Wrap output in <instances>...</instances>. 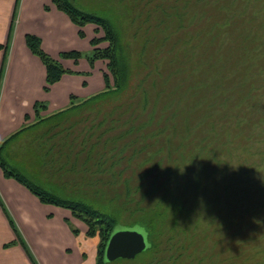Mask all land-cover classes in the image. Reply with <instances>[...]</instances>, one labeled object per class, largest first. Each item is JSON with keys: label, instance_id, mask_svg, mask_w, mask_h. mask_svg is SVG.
<instances>
[{"label": "trees", "instance_id": "trees-1", "mask_svg": "<svg viewBox=\"0 0 264 264\" xmlns=\"http://www.w3.org/2000/svg\"><path fill=\"white\" fill-rule=\"evenodd\" d=\"M168 1L169 15L138 20L135 32L145 33L141 39L145 60L136 59V65L130 66L126 45L112 22L79 10L69 0H52L80 28V37H85L86 25L98 28L90 53L65 51L58 58L44 50L41 38L26 35L27 46L45 65V91L74 73L61 60L82 58L91 66L107 62L105 88L86 99L71 95L67 108L49 115L43 113L46 103H35L37 121L1 143L0 167L42 203L66 208L86 224L87 236L99 239L96 264L119 260L124 264L138 260L140 264H264V181L244 182L250 196L241 203L229 200L224 217L214 222L213 217H199L168 238L154 228L163 221L166 226L171 221L177 225L185 221L184 213L204 207L208 199L199 192L222 173L216 168L225 165L226 153H235L241 142L249 141V131L243 130L253 127H241V117L253 124L249 101L253 84L243 83L248 76L244 0ZM45 8L50 10L49 5ZM151 19L152 25L147 24ZM178 31L190 34L176 35ZM1 49L7 56L9 43ZM250 68L254 81V66ZM20 137L17 149L14 144ZM18 154L22 162L12 164L10 158ZM174 182L185 187L181 198L172 194ZM121 227L143 233L147 249L132 262H108L107 243Z\"/></svg>", "mask_w": 264, "mask_h": 264}, {"label": "crops", "instance_id": "crops-1", "mask_svg": "<svg viewBox=\"0 0 264 264\" xmlns=\"http://www.w3.org/2000/svg\"><path fill=\"white\" fill-rule=\"evenodd\" d=\"M97 28L86 25L85 37H80V28L52 0H0V45L9 43L7 56L0 50V145L33 121L35 103H46L48 109L43 113L53 114L69 106L71 95L90 96L88 90L79 95L81 88L90 86L87 78H96L99 86L105 82L99 68L102 61L91 66L86 58L78 62L65 59L62 64L74 73L64 75L45 91V65L27 46L26 35L41 38L44 50L58 58L65 51L90 53ZM0 200L7 210L0 202V264L96 263L99 240L87 236L86 224L66 208L42 203L23 184L7 178L1 167ZM13 226L32 257L17 240Z\"/></svg>", "mask_w": 264, "mask_h": 264}, {"label": "rangeland", "instance_id": "rangeland-1", "mask_svg": "<svg viewBox=\"0 0 264 264\" xmlns=\"http://www.w3.org/2000/svg\"><path fill=\"white\" fill-rule=\"evenodd\" d=\"M69 1L76 8H78L83 12L93 14L109 20L115 25V27L119 29L122 36V41L126 45V51L129 56L130 66L136 65V59L137 60L139 59V63L140 60L142 62H144L145 60V55L142 56L143 53L141 48V46H143V42H141V39L144 38L145 33L140 31L137 34V32H135L139 26L138 20H141L142 17L145 18V16L147 15H151V17L157 15V17L164 18L165 15H169V13L167 12H170L172 10L171 5L167 7L165 5V3L169 2L168 0H160V1L149 0L150 2L149 5H144V2H139L138 0H69ZM135 3L138 4L136 5V10L134 11L133 5ZM243 14H244V43H245L244 50L245 52H247V54L244 55V64L247 67L246 73H248V76L243 77V83L245 85L253 84L252 87L253 92L251 95V99H249V101H252V106L250 110H252L251 122L253 124H251L245 118L241 117V127L247 125L253 126L250 129L246 127L243 130V132L245 130L249 131V134L246 135L249 136V141L246 142V144L244 145L243 142H241V149L235 150V153L232 154L226 153L225 155L226 157H223L225 165L224 164L217 165L216 169L222 173H220L218 175L219 177H217V179H214L211 183L210 182L205 183V185L203 186V192L202 191L199 192L201 195L203 194L205 195L204 196L205 199H208V202L206 201L204 207L194 211L196 214L198 213L200 214L196 216L194 212L193 213L191 212L190 214L184 213L182 215V220L185 221L178 222L177 225L175 224L174 221L169 222L167 226L164 224V221L162 222V225H160V223L158 222L157 226L154 225V228L157 229L158 232L155 231V233L157 232L159 236H165V238H168L169 236L177 235V233L186 226V224H184L185 222L188 223L192 221L196 222L198 221L199 217H203V216L207 218L213 217V219H211L212 220L211 222H214L213 220L217 218L221 219L225 215L226 205L229 200L230 202L241 203L242 201H245L247 199L246 196H250V194L245 193V190L243 188L244 182L264 181V0H244L242 15ZM241 20H242V16H241ZM150 23H152V19L148 20L147 24L152 25ZM187 28L190 31V27ZM189 34L190 33H187V35ZM176 35L187 36L185 32H179V31L176 33ZM192 43H190V45ZM206 49L207 47L204 46L202 53H205ZM85 52L87 51H84V54ZM138 53L140 54V57L137 56ZM175 53L177 54V51ZM106 63H107L106 61H102L101 66L99 67L102 74L104 73V71L107 70ZM160 65L158 67H160ZM250 65L254 66L253 68L254 81L253 78L251 77ZM133 76L136 77L135 75ZM87 81H90V86L87 89L81 88V90L83 91L79 95L84 94L83 92L88 90L86 91V93L87 95L90 96L87 95H86L87 97L83 96L84 98H82L81 96L80 98L82 99L91 97L96 93L103 91L105 88L104 85L105 82H103L102 86H99L97 85L96 78H87ZM243 92L245 96L243 98L242 105L243 106L245 105L246 107L248 106L246 90H244ZM36 121L37 119L34 117L33 121L30 124H33ZM22 127H25V124ZM245 137L243 135V138ZM20 138L17 139V141H15L14 144L15 145L14 147H16L17 149L18 147L16 144H21L22 138L21 139ZM173 150H178V148ZM188 150L187 152L189 154L188 153L187 154L189 156L192 155V152ZM246 158L247 160H245ZM19 161L22 162L20 160L19 154L18 157H16V159L14 160L10 158V162L12 164L18 163ZM240 163H241V173L238 171V165ZM212 169H215V167L213 166ZM260 171L262 172L260 173ZM174 185L175 187L172 188L173 196L181 198V192L185 191V187L181 186V182L179 184L174 182ZM176 203H178V201ZM169 206L171 208L172 207L174 208L175 201L170 203ZM121 219L124 220V218ZM121 229H128V228L121 227L116 230H121ZM91 238L98 239V237H91ZM127 261L132 262L133 259ZM141 261H143L142 258ZM124 263H125L124 261L119 260L113 264H124ZM129 264H133V262ZM134 264H140V260H138Z\"/></svg>", "mask_w": 264, "mask_h": 264}, {"label": "water", "instance_id": "water-1", "mask_svg": "<svg viewBox=\"0 0 264 264\" xmlns=\"http://www.w3.org/2000/svg\"><path fill=\"white\" fill-rule=\"evenodd\" d=\"M148 243L143 233L135 229L116 230L110 237L105 258L108 262L118 259L131 260L147 249Z\"/></svg>", "mask_w": 264, "mask_h": 264}]
</instances>
